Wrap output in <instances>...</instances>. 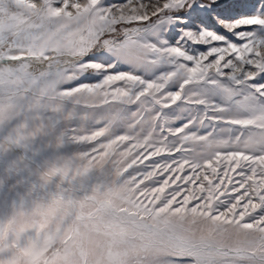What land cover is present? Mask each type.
Returning a JSON list of instances; mask_svg holds the SVG:
<instances>
[{"label": "snow or ice", "instance_id": "obj_1", "mask_svg": "<svg viewBox=\"0 0 264 264\" xmlns=\"http://www.w3.org/2000/svg\"><path fill=\"white\" fill-rule=\"evenodd\" d=\"M12 153L0 264H264V0H0Z\"/></svg>", "mask_w": 264, "mask_h": 264}, {"label": "rangeland", "instance_id": "obj_2", "mask_svg": "<svg viewBox=\"0 0 264 264\" xmlns=\"http://www.w3.org/2000/svg\"><path fill=\"white\" fill-rule=\"evenodd\" d=\"M113 2H119V0H113ZM9 169H11L10 179ZM34 171L35 164L32 162V158H24L23 153H12L0 157V179L4 180L0 200L5 203L11 200H23L35 179Z\"/></svg>", "mask_w": 264, "mask_h": 264}, {"label": "clouds", "instance_id": "obj_3", "mask_svg": "<svg viewBox=\"0 0 264 264\" xmlns=\"http://www.w3.org/2000/svg\"><path fill=\"white\" fill-rule=\"evenodd\" d=\"M19 264H24V262H23V261H21V262H19Z\"/></svg>", "mask_w": 264, "mask_h": 264}]
</instances>
